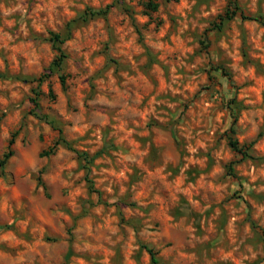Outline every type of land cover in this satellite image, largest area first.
<instances>
[{
    "label": "rangeland",
    "instance_id": "obj_1",
    "mask_svg": "<svg viewBox=\"0 0 264 264\" xmlns=\"http://www.w3.org/2000/svg\"><path fill=\"white\" fill-rule=\"evenodd\" d=\"M158 1L0 0V264H264V0Z\"/></svg>",
    "mask_w": 264,
    "mask_h": 264
},
{
    "label": "trees",
    "instance_id": "obj_2",
    "mask_svg": "<svg viewBox=\"0 0 264 264\" xmlns=\"http://www.w3.org/2000/svg\"><path fill=\"white\" fill-rule=\"evenodd\" d=\"M166 1H177V0H166ZM147 5L150 8V10L155 11L158 8L159 1L158 0H147ZM231 5H232V8L231 7L228 8L226 13L220 17V19H221L220 23H219L220 26L222 24H224L227 20L233 18L237 14L238 10L240 9V7L238 6L237 0H230V6ZM108 10H109V7H107L106 9H98V10L89 9L86 12V15L83 16V18L86 19V18H88V16L105 15V14H107ZM248 18H253V19L258 20L264 24V16L255 15L253 17H248ZM67 38H68L67 36H63L61 33H55V32L51 33L50 41L52 42L54 49L57 51V55L49 67L50 72H54L56 70L60 71L62 69L63 61H64V58L66 57V54H65L63 47H62V44L67 40ZM48 75H49V73L47 74V76ZM38 80L40 81L41 79L39 78ZM62 81L63 82L65 81L63 76H62ZM2 116L3 115H0V121L2 119ZM12 143H13V140L10 142V144H12ZM230 143H231V146L237 152L245 154L244 156L248 155V153H246L242 147L240 148L238 146L237 140L231 139ZM13 152L14 151L12 149H9L7 152H5L3 154L2 158H0V166L2 168L5 166L8 159L12 156ZM143 247H145L148 250V252L151 254L152 263L158 264L159 259L157 257V251L152 246H150L148 244H143Z\"/></svg>",
    "mask_w": 264,
    "mask_h": 264
}]
</instances>
